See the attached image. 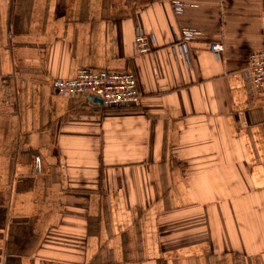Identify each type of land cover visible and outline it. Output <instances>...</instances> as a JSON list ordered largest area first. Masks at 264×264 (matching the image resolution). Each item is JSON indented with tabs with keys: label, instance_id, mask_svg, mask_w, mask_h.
Segmentation results:
<instances>
[{
	"label": "crops",
	"instance_id": "0c3cea01",
	"mask_svg": "<svg viewBox=\"0 0 264 264\" xmlns=\"http://www.w3.org/2000/svg\"><path fill=\"white\" fill-rule=\"evenodd\" d=\"M181 2L0 0V264H264V0ZM79 69L140 103L57 95Z\"/></svg>",
	"mask_w": 264,
	"mask_h": 264
},
{
	"label": "built area",
	"instance_id": "2783aa9c",
	"mask_svg": "<svg viewBox=\"0 0 264 264\" xmlns=\"http://www.w3.org/2000/svg\"><path fill=\"white\" fill-rule=\"evenodd\" d=\"M171 9L175 15L183 12L184 4L181 0H169ZM198 32L191 28H181L175 37L174 54L187 57L190 53V45L195 41ZM153 38L137 26L133 41L135 55L153 53ZM210 53L219 58L223 46L211 44L208 47ZM245 78L250 79L255 89L264 88V50L254 53L249 57L246 69L242 71ZM54 92L61 97L85 95L100 99L104 107L120 109L135 106L140 103L137 79L130 72H112L108 70L95 71L91 69H79L72 79H55L50 84Z\"/></svg>",
	"mask_w": 264,
	"mask_h": 264
},
{
	"label": "water",
	"instance_id": "95a60500",
	"mask_svg": "<svg viewBox=\"0 0 264 264\" xmlns=\"http://www.w3.org/2000/svg\"><path fill=\"white\" fill-rule=\"evenodd\" d=\"M90 96H88V98H89ZM94 102H97V103H99V104H102V101L100 100V99H98V98H96V97H90Z\"/></svg>",
	"mask_w": 264,
	"mask_h": 264
}]
</instances>
